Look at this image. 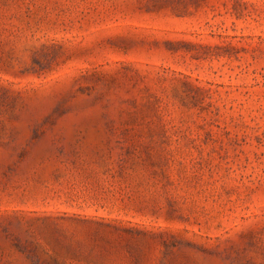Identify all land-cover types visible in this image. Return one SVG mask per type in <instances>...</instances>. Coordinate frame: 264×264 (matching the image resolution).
<instances>
[{
	"label": "rangeland",
	"instance_id": "374dc122",
	"mask_svg": "<svg viewBox=\"0 0 264 264\" xmlns=\"http://www.w3.org/2000/svg\"><path fill=\"white\" fill-rule=\"evenodd\" d=\"M0 264H264V0H0Z\"/></svg>",
	"mask_w": 264,
	"mask_h": 264
}]
</instances>
